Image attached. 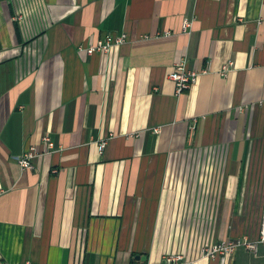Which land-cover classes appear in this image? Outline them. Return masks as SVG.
<instances>
[{
  "label": "crops",
  "instance_id": "crops-1",
  "mask_svg": "<svg viewBox=\"0 0 264 264\" xmlns=\"http://www.w3.org/2000/svg\"><path fill=\"white\" fill-rule=\"evenodd\" d=\"M263 208L264 0H0L1 264H220Z\"/></svg>",
  "mask_w": 264,
  "mask_h": 264
},
{
  "label": "built area",
  "instance_id": "built-area-1",
  "mask_svg": "<svg viewBox=\"0 0 264 264\" xmlns=\"http://www.w3.org/2000/svg\"><path fill=\"white\" fill-rule=\"evenodd\" d=\"M189 27V22H186V26ZM127 41V36L123 35L121 37H112L108 36L105 41H99L97 46L89 49V53L94 54L95 52H110L111 49L116 45H121ZM233 64H228L226 66L225 72L229 71V67ZM200 77V72L193 70L188 71L186 69V64L184 62L176 65L175 72L170 76L176 84L177 93L183 94L185 91H188L193 85H195ZM46 141L49 143V148L53 149L54 144L51 142L50 138H46ZM33 158L32 154H27L18 159L19 164L24 169H32L33 165L31 164V159ZM262 226H261V236L258 241H252L247 237L224 241L221 244H218L213 247H205L203 249V255L211 259L220 258V264H227L228 260L237 252V250L243 248L251 253L259 254L260 246H264V208L262 211ZM3 256L0 252V264L2 263ZM142 264H188L184 254L166 256L164 258V263H153V262H144Z\"/></svg>",
  "mask_w": 264,
  "mask_h": 264
}]
</instances>
